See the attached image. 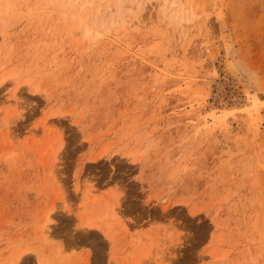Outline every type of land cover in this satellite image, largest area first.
I'll list each match as a JSON object with an SVG mask.
<instances>
[{
    "label": "rangeland",
    "instance_id": "rangeland-1",
    "mask_svg": "<svg viewBox=\"0 0 264 264\" xmlns=\"http://www.w3.org/2000/svg\"><path fill=\"white\" fill-rule=\"evenodd\" d=\"M228 47L264 91V0H0V264H264Z\"/></svg>",
    "mask_w": 264,
    "mask_h": 264
},
{
    "label": "bare ground",
    "instance_id": "bare-ground-1",
    "mask_svg": "<svg viewBox=\"0 0 264 264\" xmlns=\"http://www.w3.org/2000/svg\"><path fill=\"white\" fill-rule=\"evenodd\" d=\"M74 1H77V0H74ZM227 54H228V59H230L235 54L237 56V51L232 47L228 49ZM233 58H232V61H229V64H230L229 67H231L232 73L234 74V76L238 78L239 80L238 82L244 87V92L247 98L249 99H256L257 97L263 98L264 91H263V87H262L258 72L254 71L252 68H250V66H248L244 62H241L239 58L237 60L235 58L234 61H233ZM235 64L237 65L240 71V74L242 75V78L239 77V73L237 71V67L235 66Z\"/></svg>",
    "mask_w": 264,
    "mask_h": 264
}]
</instances>
